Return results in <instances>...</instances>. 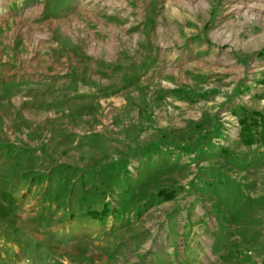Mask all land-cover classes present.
Returning <instances> with one entry per match:
<instances>
[{
  "label": "rangeland",
  "instance_id": "rangeland-1",
  "mask_svg": "<svg viewBox=\"0 0 264 264\" xmlns=\"http://www.w3.org/2000/svg\"><path fill=\"white\" fill-rule=\"evenodd\" d=\"M263 76L264 0H0V264H264Z\"/></svg>",
  "mask_w": 264,
  "mask_h": 264
},
{
  "label": "trees",
  "instance_id": "trees-1",
  "mask_svg": "<svg viewBox=\"0 0 264 264\" xmlns=\"http://www.w3.org/2000/svg\"><path fill=\"white\" fill-rule=\"evenodd\" d=\"M261 82L264 84V76L261 80ZM240 124V131H239V138L242 144L244 145H252L255 142H260L261 144H264V116L261 115L259 112H253L252 117L250 118H242L239 121ZM147 147H143L141 149V152H146ZM106 168V171L109 173H114L116 171H121L124 169V166L122 165V162L115 161L111 162L104 166ZM158 196H162L165 200H170L174 197L173 192L165 191V190H159L157 192ZM16 202V199L12 197L7 192H2L0 195V218L3 220H6V218L11 214L14 208V204ZM109 209L106 207H103L99 211H91L92 216L95 218V220L103 219L107 216L109 213Z\"/></svg>",
  "mask_w": 264,
  "mask_h": 264
}]
</instances>
